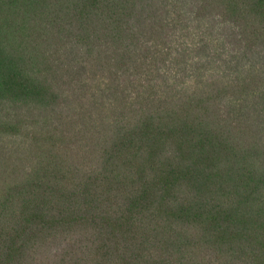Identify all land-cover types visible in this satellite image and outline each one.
<instances>
[{
  "label": "trees",
  "instance_id": "1",
  "mask_svg": "<svg viewBox=\"0 0 264 264\" xmlns=\"http://www.w3.org/2000/svg\"><path fill=\"white\" fill-rule=\"evenodd\" d=\"M0 264H264V0H0Z\"/></svg>",
  "mask_w": 264,
  "mask_h": 264
}]
</instances>
